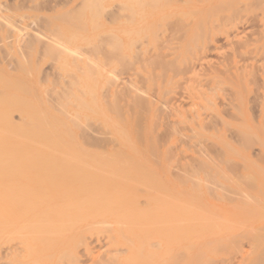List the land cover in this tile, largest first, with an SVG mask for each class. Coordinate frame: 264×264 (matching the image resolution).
I'll return each mask as SVG.
<instances>
[{
  "label": "rangeland",
  "instance_id": "obj_1",
  "mask_svg": "<svg viewBox=\"0 0 264 264\" xmlns=\"http://www.w3.org/2000/svg\"><path fill=\"white\" fill-rule=\"evenodd\" d=\"M138 1L0 0V102L4 101L5 105L8 103V106L12 107H24L23 104L42 107V110L47 107L46 114L52 110L48 104L55 106L56 100L63 98L65 89L95 91L98 95L94 104L90 100L85 102L91 109V112L88 110L89 120L109 125L110 133L107 136L128 138V141L133 143L131 148L138 152L132 153L133 158L145 166L143 169L149 183H143L140 177L136 179L134 175H128L127 178L129 181L134 180L138 188L144 189L143 192L146 190L145 186L153 185L154 193L158 195L153 198L158 200L160 206L167 200L174 202V211L173 208H167L166 203L164 208L161 207L165 212H162L163 216H178L175 211L178 210L179 204L176 207L175 202L180 203L177 201L180 198H185L184 201L191 204L186 207L179 206L185 207V213L177 211L182 216L192 215L187 214L193 211L191 206L195 205V202H198L196 205L199 208L209 210L208 216H215L213 213H218V216H264V146L260 147L264 145V0H158V3L157 0ZM144 2H151V7ZM154 3L157 9L153 6ZM152 10L153 16H149ZM122 87L127 90L124 91ZM117 90L122 94L127 92V96H119ZM139 97L143 101L139 100ZM133 99L136 102L135 107L132 105ZM70 101L71 104L74 103L73 106L79 105V100ZM73 101H76V104ZM226 103L228 105H225ZM232 105L236 114L231 113L234 112ZM42 110L40 108L39 112ZM37 111L32 112L37 116L33 118L32 115V122L36 128H40L44 126L42 123H46L40 122L44 119V112L41 116L39 112L36 114ZM224 111L227 113H223ZM193 113L196 116L200 113L205 130H202L201 120ZM48 114L45 115L48 120L54 118H50L51 113ZM219 115L228 120V123L232 122L233 125L229 123L231 125L228 126L234 127L221 128ZM16 116L17 114H14V117ZM205 122L208 125H205ZM211 122L218 128L214 129L218 130L217 135H213L214 127ZM34 123L27 125V128H34ZM193 123L197 124L199 129ZM241 124L243 125L240 128ZM84 126L81 125L80 128ZM87 126L84 127L85 130H94L92 125ZM219 131L226 134L220 136ZM241 131H244L242 134H245V140ZM24 134L23 130L18 131L10 140V144H18ZM123 134L126 137H123ZM138 136L141 138L137 139ZM224 141L230 146L224 144ZM92 143L93 141L90 144ZM98 149L102 153L108 150L103 147ZM149 151L153 153L156 163L151 160L153 158ZM125 156L132 159L131 154ZM178 169H181L180 172ZM194 173L196 175H193ZM244 174H247L246 177ZM192 178L194 181L199 178L200 181L194 182ZM226 178L228 182H225ZM249 179L254 182H251L252 186ZM196 186L199 188L196 189ZM164 189L169 191L168 194ZM171 189L180 191L181 196L178 197V192L176 195ZM230 196L232 201L229 200ZM218 203L224 205L223 207L228 206L223 208ZM204 204L209 205L207 209ZM210 204H215L218 208H210ZM226 208L236 214L231 215ZM223 210L227 211V215ZM2 231L3 229L0 230V235ZM4 237L7 238H0V263L4 259L3 251L8 253L10 245L7 243L8 236ZM94 244L91 246L94 247ZM44 251H48V248ZM36 254L37 251L34 255ZM6 255L4 253V256ZM81 258L84 257H80V260ZM20 261L19 257L14 264Z\"/></svg>",
  "mask_w": 264,
  "mask_h": 264
},
{
  "label": "bare ground",
  "instance_id": "obj_2",
  "mask_svg": "<svg viewBox=\"0 0 264 264\" xmlns=\"http://www.w3.org/2000/svg\"><path fill=\"white\" fill-rule=\"evenodd\" d=\"M147 5H150L149 7H151V2ZM147 5H145V7ZM154 5L155 3L153 4V6ZM154 7L157 9V5H155ZM155 8L153 10H155ZM153 10L150 12L149 16H153ZM138 13L139 11L137 12V14ZM134 14L135 13H132V15ZM180 20L181 19H179V23L181 22ZM68 89H65V95L64 93L62 95L64 101L63 98L60 97L61 100H56L55 104H57L55 106L53 104H48V106L52 108L51 111H48V113L52 114L50 115V118L54 117L51 120H48V118H46L45 116L46 114L49 115L48 113L45 114V112L48 110L47 107L45 108L47 109L45 111V109L42 110V107L38 108L32 105L26 106V104H23L24 107H12V105L8 106V103L7 105H5L4 101L2 103L0 102V230L3 229V233L0 236H2L3 238H5L4 236H8L7 243L10 244H8V253L2 250V258L4 257V259H2L0 264H14L19 257L21 259V264H264V216H251L252 214L250 216L248 214V216H218L216 215L218 213H213L215 214V216H208L207 214H209V210L199 208V206L196 205L198 202H195L196 204L191 206L193 208H191V210H193V213L190 212V214H187H192L191 216H182L180 215L181 213L179 214V212H184L185 207L191 205L187 204V202L189 201H184L185 198H180V200H177L182 205H180V203L175 202L176 207L177 204H179L177 207L179 212H177L178 210L175 211L178 216H163L164 214L162 215V212H165L163 211L164 209H161V207L163 206L164 208V205L166 203L167 208H173L174 211L176 210L174 209L175 206L172 205V203L174 204V202L171 203L170 200L166 199L167 202H164V205L160 206L161 204H159L158 200L153 198V196L156 195L154 193L155 189L153 190L152 188L153 185L145 186L146 190L145 192H143L144 189H141L140 187L138 188V185H136L134 180L129 181L127 178L128 175H134L136 179L141 178V181H143V183H149L147 174H145L144 171L145 166L133 158L134 154L132 153H138L137 150L135 151L133 148H131V145L133 143H130V140L128 141V138H117L111 135L107 136L110 133L109 125H106L104 122L97 123V121L95 120H89L88 110L90 108L88 107V103L85 102H88V100H90V102L92 101L94 104V100H96L98 94L95 91L91 90L87 91L81 89ZM133 89L135 88H132V90ZM126 90L127 89H124V91ZM130 90L131 88L129 89V91ZM207 92H209V89ZM117 93H119L118 90ZM137 93L139 92L137 91ZM137 93H135V95ZM119 94V96L123 94L127 96V92ZM186 95L188 97V93ZM182 97L185 98V96ZM70 99H76V101L79 100V103H77L79 105L73 106L74 103L71 104L72 102L70 101ZM138 99L141 100L140 97ZM76 101L73 102H75L76 104ZM134 101L135 99H133V102ZM130 102H132V100ZM135 103L136 102L132 104L134 107ZM69 104H71L72 106ZM202 105L200 106L203 109ZM225 105L228 104L226 103ZM39 106L41 105L39 104ZM141 106L142 105L140 104V107ZM213 106H211V108ZM40 108L42 110V112L40 111L41 113L39 112ZM191 108L192 107H190V110ZM232 109L234 112L231 113H235L236 109L233 107V105ZM36 110H38L36 114H38L39 112V115L41 116H43L42 113L44 112V119L41 116L39 117L42 118V121L40 122H45L46 125L42 123L41 125L44 126L40 128H36L35 123L32 122V112ZM89 111L91 112V109ZM140 113H142V111ZM177 113H179V111ZM223 113L227 112L224 111ZM14 114H17V116L14 117ZM235 114L231 115L234 116ZM238 114H240V112ZM114 115H116V113ZM181 115L179 116L181 117ZM197 115L198 116L194 114L195 117H198L199 120H201L202 127L203 119L200 118V113ZM213 115L215 114L213 113ZM240 115H242V113ZM139 116H137V118ZM35 117L37 118V116L33 115V118ZM218 117L220 119L219 124L221 128H223L224 126L228 128L232 127L228 126L231 125L232 122H229L231 123L229 124L227 122L228 120L226 121L224 117H221L220 115ZM155 119H157V117ZM154 122L152 123L154 124ZM208 122L210 121L208 120ZM31 123H34L32 124V127H35L30 129L29 126V130L27 128V125H30ZM213 124L215 123L213 122L212 125ZM81 125H85L84 127H86L87 125H92L94 130L89 131L90 128H88L89 130H85L84 127L80 128ZM194 125H196L197 127V124ZM205 125H208V123H206ZM210 125L209 127L212 128V126ZM242 125L243 124L240 125V128L242 127ZM209 127L207 128L209 129ZM213 127L214 130L216 126L213 125ZM137 128L138 127H136V129ZM139 128H141V125ZM197 128L199 129V127ZM203 129L204 128L202 127V130ZM22 130L25 133V136L22 138V140L18 144H10V140L12 139V137L16 136L17 132ZM84 130L87 131V133ZM224 130H222V132H225ZM81 131H84L87 136H85L84 132L81 135ZM193 131L197 132L196 130ZM216 131L218 130H214L213 135L218 134V132L216 133ZM140 132L141 131H139V135ZM190 132H192V130ZM243 132L241 131V134ZM237 133L239 134L240 132ZM263 133L264 132H262V134ZM53 134H55L54 137H52ZM219 134L221 136V134L224 133H221L219 131ZM253 136L255 137V135ZM123 137L126 136H124L123 134ZM235 137L237 138V134ZM138 138L141 137L138 136L137 139ZM243 138V140H245V136ZM87 139L93 141V143L90 144L91 141H87ZM249 141L251 143V140ZM225 143L226 145L230 146L227 142L224 141V144ZM262 143L264 142L262 141ZM250 146L252 145L250 144ZM261 146L263 147L264 145H260V147ZM99 147H103V149L106 148L108 150L102 153L99 151ZM212 147L214 148V146ZM213 150H211L210 152L212 153ZM230 150H232L231 147ZM202 151L201 153L204 152ZM149 153L151 156L153 155V153H151L150 151ZM125 154H131L132 159H127V156H125ZM216 154H218V152ZM153 156L151 157L153 158L151 160L154 161L155 157ZM181 157L183 156H180V158ZM207 160L209 161V158ZM178 164H180V162ZM148 165L150 164L148 163ZM230 167L231 166H229V168ZM189 168L191 169V167ZM234 168L236 167L234 166ZM178 170L180 172L181 169ZM191 170H194V168ZM237 172H239V170H237ZM174 175L176 174L174 173ZM193 175L196 174L194 173ZM231 175L233 176V174ZM245 175L247 174H244V176ZM251 177L252 176L250 175L249 178ZM221 179L224 178L221 177ZM197 180L200 181L199 178ZM249 180L250 185L254 183L251 181V179ZM192 181H194L193 178ZM198 181L195 180L194 182ZM225 182H228L227 178ZM253 186L256 188L254 184ZM174 187L175 186L173 185V188ZM191 187L193 188L194 186ZM197 187L198 186H196V189ZM139 189H141L142 191ZM174 190L171 189V191L176 192ZM166 191L168 194L169 191ZM258 193L261 194L260 192ZM178 194V197H180V191L178 192ZM245 195L246 193L243 194V196ZM247 196L249 197V195ZM170 197L173 198L175 196L170 195ZM184 197H186V195ZM195 197L198 198L197 196ZM222 198H224L223 195ZM188 199L189 197L186 198V200ZM229 200H231V196ZM170 203L171 205L168 206V204ZM218 204L222 206L220 203ZM183 205L185 206L184 208H179V206ZM214 205L210 204V208L217 207V205ZM204 206L206 208L209 205L206 206L204 204ZM226 206L228 205H225V207ZM226 210L228 211L231 209L226 208ZM221 211L222 210L220 209V212ZM232 212L229 213L231 215L236 214ZM193 214H195V216H193ZM162 237H164V239ZM92 244H94L95 246H91ZM47 248L48 251H44V249ZM36 251L37 254L34 255ZM4 253L7 255L4 256ZM16 256L17 258H15ZM80 257L84 258H81L80 260Z\"/></svg>",
  "mask_w": 264,
  "mask_h": 264
}]
</instances>
